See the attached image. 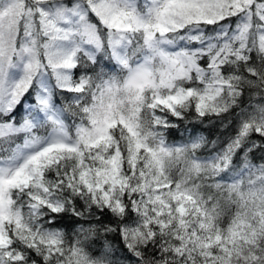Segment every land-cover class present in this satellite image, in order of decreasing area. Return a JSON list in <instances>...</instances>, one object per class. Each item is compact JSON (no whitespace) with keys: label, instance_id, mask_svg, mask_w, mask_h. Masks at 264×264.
I'll use <instances>...</instances> for the list:
<instances>
[{"label":"snow or ice","instance_id":"snow-or-ice-1","mask_svg":"<svg viewBox=\"0 0 264 264\" xmlns=\"http://www.w3.org/2000/svg\"><path fill=\"white\" fill-rule=\"evenodd\" d=\"M0 264H264V0H0Z\"/></svg>","mask_w":264,"mask_h":264},{"label":"trees","instance_id":"trees-1","mask_svg":"<svg viewBox=\"0 0 264 264\" xmlns=\"http://www.w3.org/2000/svg\"><path fill=\"white\" fill-rule=\"evenodd\" d=\"M178 139L177 135L175 134V132H173L170 136H169V142H173V140Z\"/></svg>","mask_w":264,"mask_h":264}]
</instances>
